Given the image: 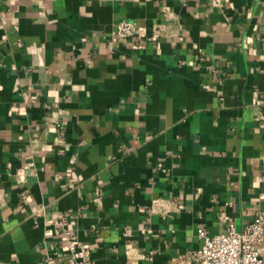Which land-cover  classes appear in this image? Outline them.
Returning <instances> with one entry per match:
<instances>
[{
	"label": "crops",
	"instance_id": "0c3cea01",
	"mask_svg": "<svg viewBox=\"0 0 264 264\" xmlns=\"http://www.w3.org/2000/svg\"><path fill=\"white\" fill-rule=\"evenodd\" d=\"M259 214L264 0H0V264H188Z\"/></svg>",
	"mask_w": 264,
	"mask_h": 264
},
{
	"label": "built area",
	"instance_id": "2783aa9c",
	"mask_svg": "<svg viewBox=\"0 0 264 264\" xmlns=\"http://www.w3.org/2000/svg\"><path fill=\"white\" fill-rule=\"evenodd\" d=\"M117 35L132 37L137 33L133 21L122 20L115 28ZM202 247L196 251L188 264H264L261 249L264 244V214L238 231L231 224L227 232L216 236L209 235L203 228L198 230ZM70 259L67 264H88L89 252L86 248L73 243L67 236ZM45 264H59L51 255L44 258Z\"/></svg>",
	"mask_w": 264,
	"mask_h": 264
},
{
	"label": "water",
	"instance_id": "95a60500",
	"mask_svg": "<svg viewBox=\"0 0 264 264\" xmlns=\"http://www.w3.org/2000/svg\"><path fill=\"white\" fill-rule=\"evenodd\" d=\"M229 13H230V14H232L233 12H232V11H230ZM232 15H235V14H232Z\"/></svg>",
	"mask_w": 264,
	"mask_h": 264
}]
</instances>
